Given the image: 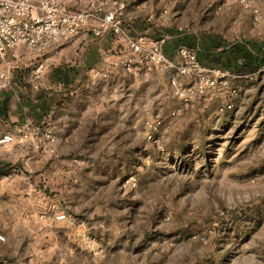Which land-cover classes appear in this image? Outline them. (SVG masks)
<instances>
[{"label":"rangeland","instance_id":"1","mask_svg":"<svg viewBox=\"0 0 264 264\" xmlns=\"http://www.w3.org/2000/svg\"><path fill=\"white\" fill-rule=\"evenodd\" d=\"M116 1L126 51L90 74L89 115L68 101L0 136V264H264V67L232 55L264 53V0ZM161 39L168 65L127 43ZM69 45L38 78L26 50L0 59V95L69 66ZM181 47L201 74H178ZM202 75L214 85L182 101Z\"/></svg>","mask_w":264,"mask_h":264},{"label":"built area","instance_id":"2","mask_svg":"<svg viewBox=\"0 0 264 264\" xmlns=\"http://www.w3.org/2000/svg\"><path fill=\"white\" fill-rule=\"evenodd\" d=\"M70 3L80 4L84 8L70 10L67 6ZM123 9V2L116 0H0V59L14 57L20 49H24L40 61L51 47L71 43L86 33L94 37L106 33L126 36L121 23ZM127 43L133 53H145L144 60L149 66L169 64L162 53L163 39L151 42L148 48H144L141 40H129ZM178 55L183 59V65L177 69L178 74L202 73L192 51L181 47ZM41 72L42 62H39L36 78ZM2 79L5 80L4 87L6 77ZM213 85L202 75L194 87L179 96L182 101L188 102L190 95L202 94L205 88ZM33 87L36 89L38 86ZM11 141L10 136H4L0 144Z\"/></svg>","mask_w":264,"mask_h":264},{"label":"crops","instance_id":"3","mask_svg":"<svg viewBox=\"0 0 264 264\" xmlns=\"http://www.w3.org/2000/svg\"><path fill=\"white\" fill-rule=\"evenodd\" d=\"M120 46H125V41L117 39V36L111 33H106L101 37H94L89 33L83 34L69 45V52L75 56L70 65L54 66L48 78H43L38 83L36 90L31 85L23 90L10 89L2 92L0 100L7 97L9 100L7 114L4 118H0V136L16 133L19 127L25 124L33 126L44 123L54 113L64 111L68 101L75 107L77 116L83 118L88 116L89 109L83 95L87 93L91 84L90 74L103 67L118 68L124 57L123 53L126 51ZM50 49L47 55L49 54L53 59L61 53L55 48ZM165 53L167 56L172 55L169 46L165 47ZM49 55L48 59H50ZM40 62H42L43 71L44 60ZM59 68L70 69L67 85L52 77V72ZM67 91L70 93L67 94ZM12 100H14L15 107L9 106Z\"/></svg>","mask_w":264,"mask_h":264},{"label":"trees","instance_id":"4","mask_svg":"<svg viewBox=\"0 0 264 264\" xmlns=\"http://www.w3.org/2000/svg\"><path fill=\"white\" fill-rule=\"evenodd\" d=\"M233 51L232 55L238 56L237 64L233 67V69H235L237 73L252 74L257 72L260 68L264 67V53H262L260 50H258V52L262 53L261 56L248 52H242V50L238 47H235ZM69 73V68H59L55 69L52 72V77L57 81H61L64 85H67ZM8 100V97L0 100V118H4L7 114ZM0 173H2V170H0Z\"/></svg>","mask_w":264,"mask_h":264}]
</instances>
